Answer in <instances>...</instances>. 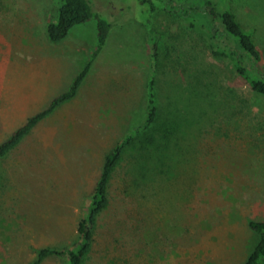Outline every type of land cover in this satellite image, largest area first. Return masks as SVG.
I'll list each match as a JSON object with an SVG mask.
<instances>
[{
	"label": "rangeland",
	"instance_id": "374dc122",
	"mask_svg": "<svg viewBox=\"0 0 264 264\" xmlns=\"http://www.w3.org/2000/svg\"><path fill=\"white\" fill-rule=\"evenodd\" d=\"M186 1L182 13L180 0H153L156 10L93 0L111 26L76 96L0 155V264L75 245L107 154L147 116L153 76L156 105L176 126L155 146L151 176L138 173V149L124 154L84 264H245L260 237L250 220L264 219V95L212 53V17L191 8L207 0ZM59 2L0 0V145L70 87L97 47L95 18L62 41L48 37ZM213 3L253 33L264 70V0ZM42 264L69 263L51 255Z\"/></svg>",
	"mask_w": 264,
	"mask_h": 264
},
{
	"label": "trees",
	"instance_id": "16d2710c",
	"mask_svg": "<svg viewBox=\"0 0 264 264\" xmlns=\"http://www.w3.org/2000/svg\"><path fill=\"white\" fill-rule=\"evenodd\" d=\"M139 1L152 3V10H156L159 7L153 3V0ZM158 1L165 7L174 6L175 8L179 4L178 0ZM186 2V0H180L182 4L179 5V9H182V13L187 12L186 9L184 10ZM180 6H183V8ZM191 8L208 12L212 17L211 21L208 22L210 32L208 44L212 53L227 59L239 75L251 85L253 91L264 95V70L260 66L263 59V51L253 33L240 23L237 14L231 8H219L217 4L213 3V0H207L205 4H194ZM93 18L97 19L98 42L97 47L91 52L92 54L85 69L76 77L67 90L56 95L47 107L30 116L23 125L16 129L0 145V155L7 154L58 106L76 96L95 58L106 43L111 24L95 10L93 0H60L58 11L47 25V34L52 41H62L72 27L86 23ZM159 49L158 43L157 46L155 44L153 56L157 69L160 62ZM155 84L156 76H153L151 84H149L148 113L143 123L133 134H129L121 144L106 156L102 172L97 180L87 209V215L80 220L78 225V241L73 247L64 248L62 246L49 245L39 248L35 264H42L51 255L67 256L69 264L85 263L93 246L97 220L110 202L108 190L112 174L123 159L124 154L131 147L139 150L138 161L136 159L139 167L138 173H141L144 177L150 175V170L159 165L152 164L149 168L147 163L150 164L148 161L154 156L155 146L158 151L159 148L164 147L165 143L167 144L170 141L169 133L172 130V126L174 127L176 124L169 110L162 114L159 106L156 105L157 93L154 91ZM155 140L157 141L155 142ZM162 161L159 160L161 165L163 164ZM249 226L257 231L260 237L245 264H264V219H251Z\"/></svg>",
	"mask_w": 264,
	"mask_h": 264
}]
</instances>
